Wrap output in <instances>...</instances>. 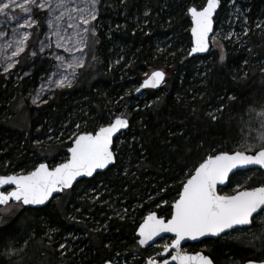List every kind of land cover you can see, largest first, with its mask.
Returning a JSON list of instances; mask_svg holds the SVG:
<instances>
[{"label": "trees", "instance_id": "trees-1", "mask_svg": "<svg viewBox=\"0 0 264 264\" xmlns=\"http://www.w3.org/2000/svg\"><path fill=\"white\" fill-rule=\"evenodd\" d=\"M204 3L99 0V24L89 36L93 49L76 82L55 90L40 106L28 107L21 99L26 88L34 89L37 79L49 73L38 56L30 62L25 51L31 74L15 85L0 75V176L65 162L74 134L106 126L125 104L129 121L113 142L116 160L107 170L79 181L42 208L22 207L3 219L0 264H104L120 255L128 264H145L149 249L139 248L134 236L143 219L153 212L169 218L182 182L207 154L243 150L245 133L253 130L250 120H257L264 103V67L259 66L264 0L242 2L249 23L245 46L224 42L223 62L211 51L188 57V8ZM158 69L165 73L164 83L158 90H143L137 101L134 91ZM17 109L27 115L28 130L10 126ZM235 185L241 186L238 190L262 186L264 171L238 172L219 193L230 195L238 191L232 190ZM259 218L249 228L186 245L187 252L201 251L213 264L262 261Z\"/></svg>", "mask_w": 264, "mask_h": 264}, {"label": "snow or ice", "instance_id": "snow-or-ice-1", "mask_svg": "<svg viewBox=\"0 0 264 264\" xmlns=\"http://www.w3.org/2000/svg\"><path fill=\"white\" fill-rule=\"evenodd\" d=\"M99 0H24L18 4L17 0H0V15L5 18V23L15 21L19 28H32L38 22L33 18L36 9L47 13L46 24L48 32L56 37V47L69 53V58L54 54L59 62L56 67L65 73L72 69L83 67V59L71 55L73 50L83 54L87 47V34H96L98 25L93 24L98 18L97 5ZM220 0H206V4L198 9L193 6L188 8L191 16L193 46L189 55L205 53L209 51V36L213 33L214 14L219 7ZM19 8L25 15H13L9 18L12 8ZM72 31L69 32L68 30ZM19 38L8 43L7 48L15 46L11 57H17L25 52L30 33L19 34L13 31ZM5 32L0 31V36ZM46 40L48 33L45 34ZM50 47L45 41H41V51L44 47ZM35 55V53H33ZM223 62L225 55H219ZM18 62V61H17ZM14 63L7 64L5 71L14 67ZM54 83L56 87H72V80L68 74H61ZM165 78L161 71L153 72L141 84V88H156ZM136 91H140L139 88ZM39 98V93L37 94ZM36 102L35 100L33 101ZM211 115V114H209ZM264 118V111L259 113ZM215 119V117H213ZM129 126V121L122 114L115 117L106 126H100L93 132H80L74 134L72 145L68 148L70 157L64 163L53 167L40 163L34 170L25 175L0 176V186H7L0 190V204H8L10 200L23 205H43L54 193L70 188L78 177H92L97 170L106 169L114 164L116 155L113 151V138ZM264 127V119L261 121ZM77 127H79L77 125ZM261 147L254 154H246L249 149L236 150L231 153L221 151L207 154L205 158L194 165L189 171L188 178L182 182L178 199L171 205V218L165 221L156 213H149L144 222L139 225V244L146 245L161 233H172L174 239L170 244H165L163 252L170 255L171 261L176 264H213L212 260L201 254L189 255L183 253L181 242L186 239L196 240L206 235L218 236L228 230H235L237 226L250 225L256 217L264 216V185L250 189L238 190L231 195L218 193V185H223L229 179V174L235 175L234 170L245 169L249 166H258L264 169V134L260 136ZM14 186V187H12ZM8 188H11L9 191ZM63 248L64 245H61ZM169 249H174L171 254ZM161 260L149 259L148 264H169L163 254L158 253ZM251 264V262H250Z\"/></svg>", "mask_w": 264, "mask_h": 264}, {"label": "rangeland", "instance_id": "rangeland-1", "mask_svg": "<svg viewBox=\"0 0 264 264\" xmlns=\"http://www.w3.org/2000/svg\"><path fill=\"white\" fill-rule=\"evenodd\" d=\"M244 0H220V3L223 4L222 10L217 14L216 18L214 19L216 22V26L214 28L213 34L209 38V45L210 51L213 52V56L216 57L220 55L223 51V43L229 42L230 46L244 47V35L248 31V20L246 17L247 8L242 7V2ZM6 3L7 0H4ZM24 0H17V3H23ZM79 2V0H78ZM13 15H25L21 12L19 8H12L9 12V18ZM46 16L47 13L44 10L36 9L33 14V18L38 22L32 28H19L16 26L15 21L11 23H5V18L3 15H0V31L5 32L4 36H0V75L3 77L4 81L10 85H15L16 83L20 82L23 78L30 76L31 68H25V63L23 59V53H21L17 57H12L11 61L7 58L11 57L12 52L15 50V46L13 45L12 48H7L6 45L15 39H18V35H14L13 31L19 34H23L24 32L30 33V38L27 42V47L25 51H28L29 61L32 62L37 56L39 60L45 64L46 67L49 69V73L44 77H39L36 82V87L31 89L29 87L26 88L25 93L22 95L21 99L24 104H27L28 107H37L44 103H46L49 99H51L54 95L55 90L57 89H68L69 87H56L54 83H50L49 81H55L60 78L61 74H68L69 79L72 80V85L76 82L78 70L81 68L75 69V76H72V69H68L65 73L62 69H57L56 65L59 63L55 58L54 54H58L69 58V53L65 52L62 48H57L55 41L56 37L52 36L51 33L48 32L47 24H46ZM93 24L98 25L99 22L93 21ZM255 28H260L261 21L254 22ZM97 30V29H96ZM69 32L72 30L69 29ZM48 33V39L46 40L45 34ZM92 35L91 32L87 34V47L84 48L83 54L79 51L73 50L71 55L76 57H81L84 60L87 57L89 51H92L93 46L89 42V36ZM33 37L37 39L33 41ZM41 41H45L46 44H50V47H44V50L41 51ZM34 44V45H33ZM35 53V55H33ZM18 61V62H17ZM10 62L14 63V67L5 71L7 64ZM260 68L264 67V60L260 63ZM161 70V69H160ZM81 83H85V74L81 76ZM39 93V98H37V94ZM137 101L143 98V94L137 95ZM36 101L35 103L33 101ZM130 104V103H129ZM262 106L257 113V120H250L252 122V131H248L246 136H244V147L243 150L249 149L246 153H253L254 151L258 150L261 147L260 136L264 134V127L261 126L262 118L259 113L264 111V103L259 104ZM116 108H119L117 106ZM115 110V108L113 109ZM128 104L123 105L120 108V112L114 113V117L110 120H113L118 115H123L125 118L128 117L127 115ZM28 117L24 113V111H19L18 109L13 113V117L10 122V126L12 128H16L21 131L28 130ZM242 150V151H243ZM52 166V165H50ZM241 189L240 185H235L232 190ZM222 194V193H220ZM23 206L20 203H8L0 208V224L2 223L3 219L6 217H10L18 212ZM259 223L261 226L264 227V216H260ZM170 237H165L158 240L154 245L148 247L149 249V256L148 259H156L158 257V253L163 250L165 244H170L171 242ZM183 252H187L186 247H183ZM129 259H126L124 256H115L114 262H110L111 264H128Z\"/></svg>", "mask_w": 264, "mask_h": 264}, {"label": "water", "instance_id": "water-1", "mask_svg": "<svg viewBox=\"0 0 264 264\" xmlns=\"http://www.w3.org/2000/svg\"><path fill=\"white\" fill-rule=\"evenodd\" d=\"M206 4V0H205V3H204V5ZM219 7H220V4H219ZM219 7L217 8V11H216V13L214 14V18L213 19H215V16H216V14H217V12H218V10H219ZM188 18H189V22H190V29H189V35H190V38H191V48H192V46H193V38H192V34H191V28H192V22H191V16H190V14L188 13ZM215 28V24H213V29ZM214 32V31H213ZM213 33H211L210 34V36L212 35ZM210 36H209V38H210ZM191 48H190V50H191ZM190 50H189V52H190ZM209 51H210V47H209ZM209 51H207V52H205V53H195V54H193V55H189V53H188V57L189 58H195V57H204ZM155 71H161V72H163L162 70H160V69H158V70H154V71H152L151 73H149L145 78H144V80L145 79H147L153 72H155ZM164 73V72H163ZM165 74V73H164ZM165 79V78H164ZM143 80V81H144ZM143 81L141 82V84L143 83ZM164 83V81L158 86V87H156V88H151V87H149V88H141V84H140V86L138 87L139 89H140V91H134V95H138L139 93H141L143 90H158L161 86H162V84ZM115 119V118H114ZM113 119V120H114ZM127 119V118H126ZM112 120V121H113ZM127 129V128H126ZM126 129H122L121 130V132L120 133H118L114 138H113V142H114V140L122 133V132H124ZM71 145H72V143H71ZM257 151V150H256ZM255 152V151H254ZM254 152L253 153H246V154H249V155H251V154H254ZM70 157V153L68 152V150H67V159ZM64 163V162H63ZM46 164V163H45ZM112 164H110L106 169H103V170H97V172L96 173H94V175L95 174H99V173H103L105 170H107L110 166H111ZM252 169H258V170H261V171H264V169H260L258 166H255V165H253V166H249L248 168H245V169H238V170H234V172H235V174L236 173H238V172H244V171H247V170H252ZM11 175H13V174H11ZM25 175V174H24ZM93 175V176H94ZM92 176V177H93ZM233 176V174H229V179L231 178ZM92 177H78L77 178V180L76 181H74L73 182V185H72V187L75 185V184H77L79 181H81V180H87V179H90V178H92ZM229 179L225 182V184H223V185H218V187H217V190H218V193H219V189H224L226 186H227V184H228V181H229ZM5 187H7V186H0V190H4V188ZM12 187H14V186H12ZM72 187H70V188H66V189H64L63 191H65V190H69V189H71ZM8 190L10 191L11 190V188H8ZM62 193V191L61 192H58V193H54L53 194V197H51L48 201H46L45 202V204H43V205H23L22 203H20V202H18V203H20L23 207H25V208H35V209H38V208H42V207H44L45 205H47L50 201H52L54 198H56L59 194H61ZM235 193V192H234ZM234 193H232V194H234ZM220 194V193H219ZM221 195H224V194H221ZM231 195V194H230ZM178 199V198H177ZM17 203V201H14V200H10L9 201V203ZM174 203V202H173ZM172 203V204H173ZM4 205H6V204H0V208L1 207H3ZM171 211H172V208H171ZM153 213H155V212H153ZM157 215V214H156ZM158 216V215H157ZM147 217V216H146ZM159 217V216H158ZM161 218H163V217H161ZM171 218V213H170V216H169V218H167V219H170ZM165 219V218H164ZM167 219H165V221L167 220ZM144 222V219H143V221L140 223V224H142ZM139 224V225H140ZM139 225H138V227L136 228V231H135V234H134V236H135V238H136V243H137V245H138V247L139 248H147V247H150V246H152V245H154L158 240H160V239H162V238H165V237H170L171 239H174V234H172V233H161L158 237H155L152 241H149L148 242V244H146V245H140L139 244V239H140V236H139ZM251 226V224L250 225H244V226H237V228L235 229V230H240V229H246V228H249ZM232 231H234V230H228L227 232H225V233H221V234H219L218 236H213V235H211V234H209V235H206V236H203V237H198L196 240H191V239H186V240H184V241H182L181 242V251L183 250V247L184 246H186V245H191V244H197V243H200V242H202V241H204V240H215V239H218V238H220V237H222L223 235H225V234H228V233H230V232H232ZM171 243V242H170ZM169 252L171 253V254H175V250L174 249H169ZM183 252V251H182ZM161 254H163V258L164 259H168L169 260V264H176V262H174V261H171V258H170V255L168 254V253H164L163 252V250L160 252ZM183 253H186V254H189V255H195L196 253H201V254H203L201 251H197V252H194V253H190V252H183ZM204 255V254H203ZM206 256V255H205ZM148 260L149 259H147L146 260V262H145V264H148ZM154 260H157V261H160L161 260V256L160 255H158V257L156 258V259H154ZM250 262H251V264H264V260H262V261H246V262H244L243 264H250ZM104 264H111V263H109V262H106V263H104Z\"/></svg>", "mask_w": 264, "mask_h": 264}]
</instances>
